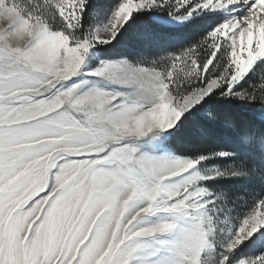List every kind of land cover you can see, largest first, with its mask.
<instances>
[{"label":"snow or ice","instance_id":"6c2138e0","mask_svg":"<svg viewBox=\"0 0 264 264\" xmlns=\"http://www.w3.org/2000/svg\"><path fill=\"white\" fill-rule=\"evenodd\" d=\"M0 264H264V0H0Z\"/></svg>","mask_w":264,"mask_h":264}]
</instances>
